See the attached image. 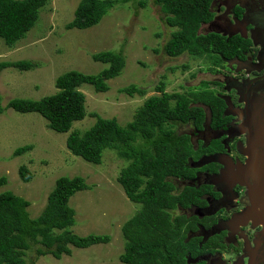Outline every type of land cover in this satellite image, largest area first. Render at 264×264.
I'll list each match as a JSON object with an SVG mask.
<instances>
[{
  "label": "trees",
  "instance_id": "obj_1",
  "mask_svg": "<svg viewBox=\"0 0 264 264\" xmlns=\"http://www.w3.org/2000/svg\"><path fill=\"white\" fill-rule=\"evenodd\" d=\"M135 0H80L67 30H85L100 23L107 12L118 4ZM163 14V22L172 28L163 51L172 58L189 54L207 60L208 69L215 71L223 58L241 55L250 50L251 41L235 35L228 38L218 33L200 32L205 24L214 20L211 5L214 0H153ZM47 0H0V39L12 47L23 39L35 26L39 10ZM136 5L145 6V1L137 0ZM240 14V9H234ZM244 55V54H243ZM93 61L108 64L95 75L77 71H66L55 79L56 92L38 100L14 98L7 108L19 113H37L47 121L49 129L66 133L75 121L85 116V96L79 87L87 84L97 93L109 89L107 81L119 76L124 66L120 53L100 52L92 56ZM35 67L30 60L1 62L0 71L14 68L28 71ZM162 80L155 86L157 95L143 102L134 118L125 127L115 119H105L91 113L94 124L85 132L70 131L66 138L67 149L75 156L100 164L104 150H115L118 157L128 161L117 177L124 194L139 208L121 227L124 242L123 253L119 256L123 264H201L198 256L209 249L210 241L202 242L199 237L187 238L189 232L197 231L195 216L176 215L180 207H202L203 192L185 186L176 190L175 179L194 178V170L188 160L196 159L189 136L175 128L193 125L201 128L204 110L193 104L210 106L211 121L222 115L223 102L209 84L202 81L201 88L187 90L186 93H167ZM122 93L143 96L145 90L130 85L121 89ZM3 109L0 101V114ZM31 150V145L17 148L14 155ZM195 153V156H193ZM23 182L31 180L30 171L23 165L18 168ZM0 177V187L6 184ZM88 186L82 177H59L49 193L46 205L36 219L27 212L28 201L10 191L0 193V264H26V256L33 250L35 255H51L61 259L70 256L69 245L86 249L93 245L110 242L108 235L78 236L68 229L74 225L75 212L69 206V199L76 192ZM206 226V225H205ZM55 230L57 232H55ZM197 258V259H196Z\"/></svg>",
  "mask_w": 264,
  "mask_h": 264
},
{
  "label": "rangeland",
  "instance_id": "obj_2",
  "mask_svg": "<svg viewBox=\"0 0 264 264\" xmlns=\"http://www.w3.org/2000/svg\"><path fill=\"white\" fill-rule=\"evenodd\" d=\"M79 1L47 0L35 26L23 39L12 47L0 39V63L19 60L35 63L28 71L14 68L0 71L3 109L0 114V177L7 181L0 187V193L10 191L28 201L29 217L36 219L57 178L82 177L88 189L76 192L69 199L75 222L68 230L81 237L108 235L110 242L86 249L69 245L71 255H62L59 260L51 255L37 257L31 250L25 258L26 264H123L119 261L125 242L121 227L139 208L126 198L117 182L120 170L128 161L119 158L115 150L106 149L100 164L89 163L67 149L65 142L69 132L83 133L89 129L95 122L91 113L115 119L125 127L146 98L157 95L155 86L162 78L167 93H186L201 88L202 81L216 80L219 76L208 71L207 60L189 54L172 58L164 53L163 47L173 30L163 22L164 16L153 0H143V8L135 4L137 0L118 4L97 25L85 30H67L65 25L72 21ZM220 2L221 10L214 24L225 27L220 15L233 4L232 0ZM214 5L212 11L218 6ZM200 31L205 32L206 26ZM247 33L245 39L251 41V31ZM105 51L120 53L124 58L123 69L119 76L107 81L106 92L97 93L87 84L79 87L85 96V116L75 121L69 132L49 129L47 121L37 113H19L6 107L14 98L38 100L54 94L57 91L55 79L66 71L98 74L108 64L95 62L92 56ZM130 85L144 89L145 94L129 96L121 92ZM181 130L187 131L189 127ZM25 145H31V150L14 155L17 148ZM21 165L32 175L28 182H23L18 174ZM175 212L180 214V211ZM255 240L260 246L251 259L246 250H242L244 257L249 258L246 264H264V234H252L247 243L253 244ZM232 264L243 263L235 260Z\"/></svg>",
  "mask_w": 264,
  "mask_h": 264
},
{
  "label": "flooded vegetation",
  "instance_id": "obj_3",
  "mask_svg": "<svg viewBox=\"0 0 264 264\" xmlns=\"http://www.w3.org/2000/svg\"><path fill=\"white\" fill-rule=\"evenodd\" d=\"M220 1L212 2L211 7L218 4L217 8L213 9L214 20L204 25L206 31L202 33H218L228 38L243 35L247 38V30H249L252 34L251 46L248 52H243L244 55L223 58L221 65L214 72L208 69L213 75H219L218 79L209 81L217 82L219 85L209 84L207 87L214 90L222 100V115L216 117L213 123L210 106L202 103L193 104L204 110L205 117L202 127L195 128L189 124L181 125L182 127L188 126L187 131L181 130L180 126L175 128L179 133H186L189 136L193 152L198 153L196 159L191 157L188 160L189 168L194 170V178L175 179V189L179 191L188 186L205 191L201 197L205 202L204 206L187 209L178 207L176 211H180V214L175 213L186 218L195 216L198 220L197 231L189 232L187 238L199 237L202 242L213 239L219 242L213 244L214 241H210L209 249L198 256V259L196 258L201 261V264H232L235 260L237 262L241 260L243 264H246L249 258L244 257L242 250L245 249L249 254V249H256L257 254L260 243L255 240L253 244H249L247 241L252 234H264V223L257 226H252V224L240 226L232 234H229V229L225 224L235 213L246 207L248 189L239 183L226 184L223 181L215 184L213 177L224 168L218 162L207 160L206 164H196L207 157H213L216 161L218 156L225 157L234 164H246L247 155L244 151L248 135L242 132L243 119L239 117V114L245 107L252 108L254 105L264 103V29L261 26L264 24L262 22L264 20V0H232L233 5H228L220 15L224 20L222 24H226L225 27H218L214 24L221 10ZM237 8L240 9L239 16L234 12ZM259 36L260 38L256 39ZM257 150L260 151L258 147ZM191 264H197V262Z\"/></svg>",
  "mask_w": 264,
  "mask_h": 264
},
{
  "label": "crops",
  "instance_id": "obj_4",
  "mask_svg": "<svg viewBox=\"0 0 264 264\" xmlns=\"http://www.w3.org/2000/svg\"><path fill=\"white\" fill-rule=\"evenodd\" d=\"M264 23V20H262ZM255 26L254 24H252ZM259 26V24H257ZM261 26L264 29V24H261ZM257 37L256 39H259ZM246 148V147H245ZM246 150V149H245ZM245 154V153H244ZM247 155V161L250 160V156ZM217 162L222 164L224 168L220 171V173L216 176L213 177V182L217 184L218 182H225L226 184L230 183H239L242 186H245L246 179L249 174H251L253 177L249 178H255L256 184L254 185V192L252 195L253 200H258L256 198H260L264 196V166H257L255 170H257L258 174L252 173V170H249L247 166L239 165V164H234L231 160L226 159L225 157L218 156L216 158ZM259 180H262L259 183ZM253 182V180H252ZM264 223V217L263 215L259 212L258 207H254L253 204H251V197L249 198L248 196V202L246 207L235 213V215L228 220V223L225 224L226 228L229 229L228 231L230 232L229 234H232L233 231H236L240 226H246L248 224H252V226H257ZM220 227V225L218 226ZM256 254V249L255 250H250L249 249V257L250 259L253 257V255ZM216 257V256H215Z\"/></svg>",
  "mask_w": 264,
  "mask_h": 264
},
{
  "label": "water",
  "instance_id": "obj_5",
  "mask_svg": "<svg viewBox=\"0 0 264 264\" xmlns=\"http://www.w3.org/2000/svg\"><path fill=\"white\" fill-rule=\"evenodd\" d=\"M242 38H246V36L242 35ZM258 106L254 105L252 108L245 107V109L239 114V117L243 119L242 132L248 135L247 146L244 153H248V156H250V160L243 166H247V168L252 170V173L255 174H258L257 170H255L257 166H264V103ZM257 147L260 151L257 150ZM207 160L217 162L213 157H207L205 160L202 159L198 161L196 165L206 164ZM251 177L253 176L249 174L245 183V186L248 189V196L249 198L251 197V204H253L255 208L258 207L259 212L264 217V196L256 198L258 199L257 201L253 200L252 195L257 180L255 178L249 179ZM261 181L262 180H259V183Z\"/></svg>",
  "mask_w": 264,
  "mask_h": 264
},
{
  "label": "clouds",
  "instance_id": "obj_6",
  "mask_svg": "<svg viewBox=\"0 0 264 264\" xmlns=\"http://www.w3.org/2000/svg\"><path fill=\"white\" fill-rule=\"evenodd\" d=\"M44 6H45V5H44ZM44 6H43V7H44ZM43 7H41L40 10H41ZM40 10H39V11H40Z\"/></svg>",
  "mask_w": 264,
  "mask_h": 264
}]
</instances>
